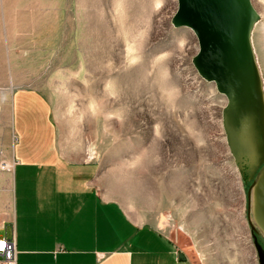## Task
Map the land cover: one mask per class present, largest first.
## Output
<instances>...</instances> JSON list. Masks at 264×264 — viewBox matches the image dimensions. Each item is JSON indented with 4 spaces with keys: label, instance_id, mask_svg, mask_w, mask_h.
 <instances>
[{
    "label": "rangeland",
    "instance_id": "rangeland-1",
    "mask_svg": "<svg viewBox=\"0 0 264 264\" xmlns=\"http://www.w3.org/2000/svg\"><path fill=\"white\" fill-rule=\"evenodd\" d=\"M253 1L259 14L248 63L264 129V0ZM177 7L178 0H0V165L9 166L0 168V218L12 204V95L34 87L51 99L60 139L100 160L101 191L129 206L158 193L192 209L210 232L250 234L209 235L211 248L257 250L248 190L256 177L252 190L263 186L264 142L252 97V138L233 151L228 97L195 65L198 37L173 23ZM259 206L251 216L264 232Z\"/></svg>",
    "mask_w": 264,
    "mask_h": 264
},
{
    "label": "crops",
    "instance_id": "crops-1",
    "mask_svg": "<svg viewBox=\"0 0 264 264\" xmlns=\"http://www.w3.org/2000/svg\"><path fill=\"white\" fill-rule=\"evenodd\" d=\"M12 128V204L0 235L15 237L22 264H260L256 249L209 246V235L246 230L210 232L192 209L158 193L129 206L101 191L100 160L60 139L40 89L13 92Z\"/></svg>",
    "mask_w": 264,
    "mask_h": 264
},
{
    "label": "water",
    "instance_id": "water-1",
    "mask_svg": "<svg viewBox=\"0 0 264 264\" xmlns=\"http://www.w3.org/2000/svg\"><path fill=\"white\" fill-rule=\"evenodd\" d=\"M258 14L253 0H178L172 18L176 26L187 25L195 31L199 50L194 56V63L201 75L215 81L218 89L228 97L224 123L233 151L234 144L244 145L252 138L249 132L252 127L246 113L250 97V106L255 110L251 112L256 115L264 142L260 91L248 63L251 30ZM257 181L258 177L248 190V219L256 235L259 262L264 264V248L257 238L261 230L251 216L252 207H256L257 202L259 212L264 210V183L259 194L252 190ZM262 235L264 237V232ZM180 256L185 258L183 253Z\"/></svg>",
    "mask_w": 264,
    "mask_h": 264
},
{
    "label": "built area",
    "instance_id": "built-area-1",
    "mask_svg": "<svg viewBox=\"0 0 264 264\" xmlns=\"http://www.w3.org/2000/svg\"><path fill=\"white\" fill-rule=\"evenodd\" d=\"M8 163L4 162L0 168L5 169ZM0 264H22L17 256L16 240L14 236L0 235Z\"/></svg>",
    "mask_w": 264,
    "mask_h": 264
},
{
    "label": "flooded vegetation",
    "instance_id": "flooded-vegetation-1",
    "mask_svg": "<svg viewBox=\"0 0 264 264\" xmlns=\"http://www.w3.org/2000/svg\"><path fill=\"white\" fill-rule=\"evenodd\" d=\"M253 234H254V232H253ZM254 236H256V235H254ZM257 237H258V239H259V241H262V246H263V248H264V237H263V235H262V232L260 231V232H258V234H257ZM257 248V247H256ZM258 252V251H257Z\"/></svg>",
    "mask_w": 264,
    "mask_h": 264
}]
</instances>
